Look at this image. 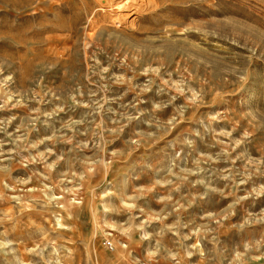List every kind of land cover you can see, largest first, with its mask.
Listing matches in <instances>:
<instances>
[{
	"label": "rangeland",
	"instance_id": "374dc122",
	"mask_svg": "<svg viewBox=\"0 0 264 264\" xmlns=\"http://www.w3.org/2000/svg\"><path fill=\"white\" fill-rule=\"evenodd\" d=\"M99 1L0 0V264H264V0Z\"/></svg>",
	"mask_w": 264,
	"mask_h": 264
},
{
	"label": "bare ground",
	"instance_id": "6f19581e",
	"mask_svg": "<svg viewBox=\"0 0 264 264\" xmlns=\"http://www.w3.org/2000/svg\"><path fill=\"white\" fill-rule=\"evenodd\" d=\"M123 2V0H100L95 12L101 11L106 18L122 16L125 10Z\"/></svg>",
	"mask_w": 264,
	"mask_h": 264
},
{
	"label": "built area",
	"instance_id": "2783aa9c",
	"mask_svg": "<svg viewBox=\"0 0 264 264\" xmlns=\"http://www.w3.org/2000/svg\"><path fill=\"white\" fill-rule=\"evenodd\" d=\"M107 243H108V245H109V246H112V243H111V241H110V240H109Z\"/></svg>",
	"mask_w": 264,
	"mask_h": 264
}]
</instances>
